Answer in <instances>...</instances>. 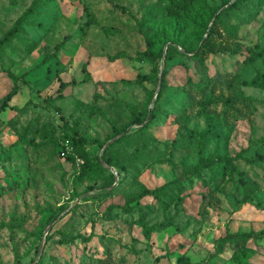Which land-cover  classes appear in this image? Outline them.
Returning a JSON list of instances; mask_svg holds the SVG:
<instances>
[{
  "label": "rangeland",
  "instance_id": "obj_1",
  "mask_svg": "<svg viewBox=\"0 0 264 264\" xmlns=\"http://www.w3.org/2000/svg\"><path fill=\"white\" fill-rule=\"evenodd\" d=\"M32 1L0 0V38ZM206 2L212 20L226 6L222 0ZM153 3L38 0L34 13L5 45L0 99L12 85L8 71L20 75L54 50L56 55L28 72L24 82L19 80L20 90L9 102L19 109L0 112V264H34L40 257L47 264H180L181 256L193 264H237L230 249L212 254L215 239L228 231L264 228V162L235 159L256 186L245 197L234 193L222 167L224 158L264 153V88L248 83L264 68L252 54L264 47V4L248 23L233 16L227 20L241 52L210 53L203 64L167 42L163 49L180 52L171 59L163 54L158 61V83L162 76L165 80L160 89L150 73L151 61L108 60L118 51L134 56L145 49L138 21ZM137 74L143 76L141 82L135 80ZM60 80L75 82L57 97ZM149 90L155 91L152 98ZM210 96L238 99L231 107L215 106L199 157L188 129H205L200 101ZM131 111L139 116L154 111L156 117L147 121V131L138 132L140 125L129 123ZM64 122L87 140L81 156L74 145L66 146L75 151L71 162L58 155L60 144L55 143L64 136ZM26 126L31 132L22 139ZM136 131L134 138L119 139ZM103 154L115 166L105 164ZM195 167L201 173L188 179L183 201L145 217L148 224L173 217L178 226L145 238L133 223L135 213L124 214L121 205L140 189ZM54 214L58 216L47 223ZM91 232L86 243L76 237ZM250 247V264H264V240Z\"/></svg>",
  "mask_w": 264,
  "mask_h": 264
},
{
  "label": "trees",
  "instance_id": "obj_2",
  "mask_svg": "<svg viewBox=\"0 0 264 264\" xmlns=\"http://www.w3.org/2000/svg\"><path fill=\"white\" fill-rule=\"evenodd\" d=\"M226 6L218 12L213 18V13L206 0H154L152 6L148 9L144 17L139 20L140 30L142 31L143 39L145 42V49L136 51L133 56L129 52L118 51L108 56L109 61L121 57L146 59L153 63L150 73L155 78V84L158 83V61L162 55H166L165 58H173L179 50H172L174 48H180L191 59L194 61H200L204 64V58L210 53H238L242 51L239 44L235 43L234 28L227 22L230 16H233L238 23H248L253 15L258 13L264 4V0H222ZM38 0H33L32 3L17 17L13 25L4 33L0 38V60L5 45L10 42L11 38L18 33L22 24L28 19V16L36 10V4ZM126 11L124 8H121ZM67 38V37H66ZM65 38V39H66ZM170 42L173 43L174 48L167 46L163 49L164 45ZM260 57L264 65V47L255 53ZM56 55L54 50L50 54L45 55L40 62L33 65L30 69L24 73L17 75L8 71V76L12 79V85L9 90L0 99V112L6 107L18 110L19 107L10 105L11 99L16 96L20 90L19 80L25 81V76L28 72L41 67L44 63L50 60ZM248 61L252 62V56L248 57ZM142 75L137 74L136 81H142ZM186 81L192 85L190 77L186 78ZM75 80L62 81L60 80L57 89V97H62V90L69 84L74 83ZM249 84L264 88V68L262 71H257L256 74L250 79ZM165 80L162 76V80L159 85L160 89L164 86ZM195 90H201V87L196 85L192 86ZM149 98H152L155 91L149 90ZM161 94V91L157 93V97ZM51 97V96H50ZM238 98H221L210 96L207 99L200 101V109L205 118V129L198 131L196 129H188V132L193 137L195 145L197 147L198 155L201 157L202 143L206 131H209L213 125L214 108L220 103L225 106H232ZM156 117L154 111L146 113L143 116H139L136 112L131 111L130 124L140 125L138 132H145L148 130V122ZM64 136L61 138H55V143L60 144V149L57 151L58 155L66 161H73L76 151L77 156H81L83 152V145L87 143L85 138L78 135L76 126H69L66 122L63 123ZM31 132V127L26 126L24 132L21 134V138L27 137V132ZM137 131L132 134H125L119 137L134 138ZM154 141L158 142V140ZM111 143L105 150L113 146ZM75 146V151L71 152L66 146ZM72 154V155H71ZM105 164L109 166H115L113 160L108 156H102ZM134 159V158H133ZM235 159H243L249 164H259L264 162V153L256 151L255 156L248 158L242 153H239L233 157H227L223 159V172L226 175V179L230 182L234 193H242L244 197L254 191L255 185L252 184V179L243 171H241L235 164ZM101 159H99L100 161ZM135 160V159H134ZM133 160V161H134ZM209 165L208 163H205ZM100 169H105L100 162H98ZM106 170V169H105ZM83 172V171H82ZM200 168L195 167L175 176L174 178L157 185L153 188H142L136 194H133L126 198L125 202L121 205L120 209L124 214L135 213L133 223L139 226L141 232L145 238H150L151 233L156 232L165 227L174 225L178 226V222L174 221L173 217H169L167 220L157 223L148 224L145 217L148 213L153 211H164L170 204L177 206L183 201L181 193L187 188L188 179L195 175H200ZM110 178L113 179V173H109ZM80 177V176H78ZM112 182H109L105 187L111 186ZM106 193V192H101ZM110 209L115 206H109ZM111 210L108 209V212ZM109 215V214H106ZM58 214L48 216L46 222L54 220ZM109 218L110 216H106ZM93 233H89L87 236L77 234L82 242H88L92 237ZM38 237H42V232L38 233ZM49 235H46L45 239H48ZM62 242H67L64 237L60 239ZM264 240V228L259 230L250 231H234L226 232L224 235L218 237L214 241V251L212 254H221L230 249V259L237 264H250V258L254 251L250 247V243H257ZM38 251V247L36 248ZM16 253L14 252V255ZM180 264H193L189 262L187 256H181L178 258ZM33 262V261H32ZM34 264H47L43 263L41 257Z\"/></svg>",
  "mask_w": 264,
  "mask_h": 264
},
{
  "label": "water",
  "instance_id": "obj_3",
  "mask_svg": "<svg viewBox=\"0 0 264 264\" xmlns=\"http://www.w3.org/2000/svg\"><path fill=\"white\" fill-rule=\"evenodd\" d=\"M159 83H160V79H159ZM159 83H158V85H159ZM107 144H108V142H107ZM107 144H106V145H107ZM49 225H50V224H49ZM41 247H42V246H40V248H39V251H40V252H41Z\"/></svg>",
  "mask_w": 264,
  "mask_h": 264
}]
</instances>
